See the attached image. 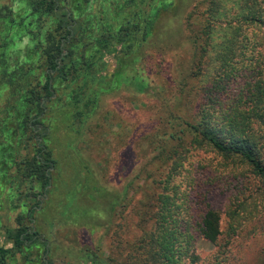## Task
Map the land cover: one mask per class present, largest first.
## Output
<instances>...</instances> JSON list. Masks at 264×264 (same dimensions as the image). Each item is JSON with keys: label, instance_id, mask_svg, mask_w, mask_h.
<instances>
[{"label": "trees", "instance_id": "16d2710c", "mask_svg": "<svg viewBox=\"0 0 264 264\" xmlns=\"http://www.w3.org/2000/svg\"><path fill=\"white\" fill-rule=\"evenodd\" d=\"M180 10L182 0H0V264H58V246L47 233L55 210L77 216L97 208L92 203L107 192L113 195L106 212L130 208L139 236L116 238L107 252L101 241L70 246L73 264H199L195 232L217 247L201 264H226L230 239L262 222L264 0H197L183 12L187 64L171 73L176 94L161 107L194 106L189 119L168 113L165 131L147 139L156 173L118 193L91 184L82 162L63 203L55 202L61 171L55 151L68 148L83 158L76 143L85 142L102 99L124 91L158 100L164 91L143 71L147 45L161 18ZM195 151L236 170L225 231L203 190L191 194L176 182ZM87 192L95 195L84 199ZM196 198L203 209L193 224Z\"/></svg>", "mask_w": 264, "mask_h": 264}, {"label": "rangeland", "instance_id": "374dc122", "mask_svg": "<svg viewBox=\"0 0 264 264\" xmlns=\"http://www.w3.org/2000/svg\"><path fill=\"white\" fill-rule=\"evenodd\" d=\"M196 1L182 0V10L177 14L168 13L163 16L158 25L157 36L147 45L148 56L143 71L157 87L164 88L160 94L162 97L159 95L157 100L151 95L124 91L104 97L98 112L91 120L90 133H86L85 142L76 143L75 153H81L83 158L77 161L74 159V152L68 148L60 151L59 147L57 152L55 151L61 169L57 172L60 190L56 192L55 202L63 203L65 193L68 191V183L75 177L74 172L76 171L79 177L80 169L83 170L82 162L89 170L91 184L98 181L118 193L129 183H133L136 188L142 179L156 173L157 163H153L155 153L147 147V139L152 134L157 132L162 134L165 131L161 128V121L168 113L174 112L179 117L184 116L182 118L189 119L191 114L189 111L194 106L193 101L186 107L184 103H172L170 106L161 107L163 98L173 101V96L176 94V89L169 83L171 73L175 68L181 73L185 71L187 63H184L188 59V54L184 50L185 34L181 23L183 12L185 13L186 9ZM175 27L179 29L176 31ZM180 52L183 62L180 63V60L174 62L176 54ZM236 177V170L232 166L219 165V158L214 154L195 151L184 161L176 182L180 184L181 189L189 190L191 194L199 195L203 190L202 193L207 196L210 206L220 211L222 229L225 231L227 219L224 211L236 194L239 179ZM89 195L95 194L87 192L84 199ZM112 195L107 192L103 195V199L99 197L96 204L92 203L94 206L98 204L97 208L91 206L88 211L78 212L77 216H62L59 214L61 209L55 210V217L52 219L54 226L52 229L48 228L47 233L58 246V256L55 258L58 264L74 263L73 257L67 253L70 246L93 248L98 241H101L103 251L107 252L109 245H112L116 238L134 240L139 236L136 218L130 208L120 209L113 215L106 212L107 201ZM135 198H142V193L137 192ZM196 199H194L196 203L192 215L193 224L194 220L200 217L203 209L200 202L202 198ZM259 202L260 199H257L256 203ZM87 203L89 201H84V204ZM259 213L262 222L252 221L246 224L240 235L231 238L228 246L224 248L226 250L230 246L226 252L228 257L226 264H264V209L260 207ZM80 219H83V222H78ZM194 234L196 254L201 264L217 252V247L203 240L197 232Z\"/></svg>", "mask_w": 264, "mask_h": 264}]
</instances>
